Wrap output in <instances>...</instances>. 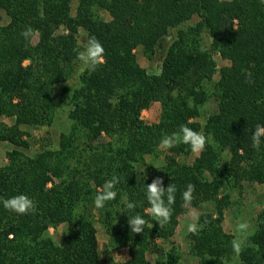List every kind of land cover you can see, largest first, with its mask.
I'll use <instances>...</instances> for the list:
<instances>
[{"label": "trees", "instance_id": "1", "mask_svg": "<svg viewBox=\"0 0 264 264\" xmlns=\"http://www.w3.org/2000/svg\"><path fill=\"white\" fill-rule=\"evenodd\" d=\"M72 1L0 0V117L13 119L0 122V140L14 146L0 165V198L23 193L36 205L20 215L0 203V264H117L113 251L122 247L130 258L121 264H182L175 244L156 263L148 253L171 241L188 210V184L195 189L191 207H205L198 220L204 227L187 235L196 264H264V208L239 256L231 248L237 236L223 223L235 190L264 184V137L259 150L252 146L256 125H264V0H77L75 14ZM27 26L30 42L21 35ZM91 35L105 49L94 72L74 51ZM140 45L149 58L166 48L159 74L139 63ZM217 53L231 64L218 70ZM210 97L218 111L202 123ZM153 101L161 103L160 119L148 124L141 113ZM64 103L69 127L59 146L28 152L23 127L51 126ZM181 124L206 137L191 161L183 159L189 145L158 149ZM114 175L116 198L96 208L97 189ZM156 177L177 189L164 227L145 212L147 183ZM137 214L147 223L136 234L128 220ZM97 222L109 236L104 257ZM59 223L68 224L61 241L50 232Z\"/></svg>", "mask_w": 264, "mask_h": 264}, {"label": "rangeland", "instance_id": "2", "mask_svg": "<svg viewBox=\"0 0 264 264\" xmlns=\"http://www.w3.org/2000/svg\"><path fill=\"white\" fill-rule=\"evenodd\" d=\"M78 4L77 0H73L71 3L72 13L75 14L76 6ZM101 14L105 18H109V15L105 11H101ZM9 17L3 13V23H7ZM197 19L192 20L195 22ZM81 36L80 40L82 42V36L84 34L83 30L80 31ZM82 37V38H81ZM38 40V36L34 38V42ZM171 40V39H169ZM168 41L167 44H169ZM166 52V48H162L156 52V54L149 58L144 52L143 47L140 45L136 48V54L138 57L139 63L147 69L149 73L159 74L162 69L163 59ZM215 59L217 62L218 70L223 66L230 65L231 61L229 59L223 58L219 53L215 54ZM219 72L216 74V78L219 77ZM63 84H58L56 86V93L59 95L62 91ZM68 111L69 106L62 104L59 106L54 123L51 126H41L38 128H33L29 126H24L26 130L29 131L30 136L29 140L31 141L32 147L27 150L30 153H35L41 144H47L49 147L57 148L59 146L60 133L62 131H67L69 127L68 122ZM218 111V104L215 97H210L206 105L203 108V113L199 118L200 122L204 123L206 118ZM161 114V103L159 101H153L151 105L144 109L141 113L143 120L148 123H156L160 119ZM0 122H5L11 124L13 119L8 117H0ZM106 139L103 136L102 140ZM13 145L8 141L0 140V165H6L8 163V152L13 149ZM199 153H191L189 156L183 158L185 161H191ZM182 159V157H181ZM163 161V156H161L158 162ZM234 202L233 204L226 209V214L224 218V227L225 230L234 233L238 239L244 241L246 234L252 232L256 226L257 214L260 210L264 208V184L259 183H248L244 182L243 189H238L233 192ZM198 215L204 210L205 207H191ZM188 211L179 217V224L175 230L171 241L163 242L161 244V249L157 252H149L148 258L151 262L156 263L159 256L163 253L164 250L169 249L172 244H175L177 250L181 254V263L182 264H196L198 259L190 251V240L188 239L187 224L192 222V218L188 216ZM247 221L250 225L248 231L241 232L238 229V222ZM98 226V246L99 250L102 252V257H104L103 250L105 249L109 236L105 231V228L97 222ZM67 223H59L57 228L52 227L50 232L54 235L55 239L61 241L65 232L67 230ZM130 258L129 249L127 247H122L115 249L113 251V260L117 264L128 260Z\"/></svg>", "mask_w": 264, "mask_h": 264}, {"label": "clouds", "instance_id": "3", "mask_svg": "<svg viewBox=\"0 0 264 264\" xmlns=\"http://www.w3.org/2000/svg\"><path fill=\"white\" fill-rule=\"evenodd\" d=\"M21 35L26 41L30 42V38L33 36V29L31 26H27L22 30ZM74 51L77 53V60L80 61L84 69L89 72L96 71L100 65L105 63V49L94 35L87 38L82 48L75 49ZM262 137H264V125L257 124L252 135V146L257 150L260 148ZM206 142V137L200 132L188 127L187 124H181L177 132L166 135L161 139L158 149L167 150L175 147L179 143H183L189 145L193 153H200L205 148ZM143 179L144 177L138 176V181H142ZM119 182V177L114 175L112 179L106 180L103 185L97 189L94 197V205L96 208H103L106 202L116 198L117 192L114 189ZM194 190L193 184L187 185L186 190L182 193V206L188 208V216L192 218V222L187 224V231L192 234H198L204 225L198 223L199 217L191 208ZM176 191V186L173 183H170L167 188H165L163 186L162 177H156L151 183H147L145 195L149 207L145 209V212L147 215L153 217L160 227H164L171 220L172 205L175 203ZM123 201L127 209L131 210L135 208L134 202H128L127 197H123ZM0 203L3 204L5 209L20 215L28 214L36 208L34 201L27 194L23 193L9 198H0ZM146 223L147 221L139 214L129 216L128 224L131 232L136 234L142 233ZM237 226L241 232L245 233L250 228L247 221L238 222ZM244 243V241L237 238L231 241V248L236 256H239L243 251Z\"/></svg>", "mask_w": 264, "mask_h": 264}]
</instances>
